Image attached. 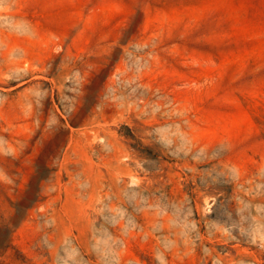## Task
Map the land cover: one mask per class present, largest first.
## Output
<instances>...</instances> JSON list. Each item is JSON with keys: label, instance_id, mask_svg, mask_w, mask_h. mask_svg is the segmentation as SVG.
<instances>
[{"label": "rangeland", "instance_id": "374dc122", "mask_svg": "<svg viewBox=\"0 0 264 264\" xmlns=\"http://www.w3.org/2000/svg\"><path fill=\"white\" fill-rule=\"evenodd\" d=\"M0 264H264V0H0Z\"/></svg>", "mask_w": 264, "mask_h": 264}]
</instances>
